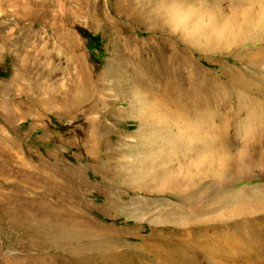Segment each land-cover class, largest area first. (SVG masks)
Returning <instances> with one entry per match:
<instances>
[{
  "label": "rangeland",
  "instance_id": "rangeland-1",
  "mask_svg": "<svg viewBox=\"0 0 264 264\" xmlns=\"http://www.w3.org/2000/svg\"><path fill=\"white\" fill-rule=\"evenodd\" d=\"M260 4L0 0V264L68 257L77 244L64 245L49 229L73 220L103 227L113 241L147 243L151 260L140 261L163 264L158 251L165 245L153 233L174 227L161 218L174 205L202 207L210 225L187 226L215 234L198 239L203 247L196 260L186 255V264H255L251 243L264 233L263 176L229 187L199 185L201 166L183 142L168 157L172 175L185 181L177 189L160 178L148 184L139 159L147 138V157L160 162L168 132L178 137L185 129L180 111L190 103L197 104L189 111L264 105ZM170 81L181 87L180 105L164 90ZM203 163V182L210 181ZM65 264L100 263L72 255Z\"/></svg>",
  "mask_w": 264,
  "mask_h": 264
},
{
  "label": "bare ground",
  "instance_id": "bare-ground-1",
  "mask_svg": "<svg viewBox=\"0 0 264 264\" xmlns=\"http://www.w3.org/2000/svg\"><path fill=\"white\" fill-rule=\"evenodd\" d=\"M257 1L263 3L260 4L262 5V7L259 8V10L261 9L259 12L263 13L264 0ZM263 16L264 14H262V17ZM256 17H258L257 14ZM262 19V22H264V17ZM180 89L181 87L178 84L172 83L171 81L164 87L165 92L171 99L169 100L176 105H180ZM196 104L197 103L195 102L190 103L186 109L183 108L186 111H180L184 117V125L182 126L185 127V131L180 129L178 137L168 132L169 140L166 139V143H168L169 145H165L162 154L165 156V158L164 156H162L160 162L155 163L153 159L147 157V138L143 142H141L142 145L145 146L146 150L141 156L142 158L140 157L141 159H139V164L141 165V169L142 167L145 168L141 176H143L147 180V183L151 184L150 182H153L155 181V179L160 178V180H162L159 181L161 185L164 186V184H167L176 186L177 189L180 188V185L185 182L184 179L182 180L180 176L178 177L172 175V172H170L167 166L168 157H170L171 155L174 156V154L177 153L174 152V149H176L177 147H182V144L184 143H187V145L189 143L190 145L188 148V150L190 149V151L189 154H187L190 155L194 153V157L192 156V162L196 165L198 164L201 166V169L198 172L195 171L197 174H199L197 175L199 185L207 186V188L211 187L213 189L214 187L218 188L232 186L242 178L257 174L264 177V105L258 103L255 108L247 105V103H241L240 106L243 105L242 108L244 111H189L196 109ZM165 133H167V131ZM149 143L152 144L151 141H149ZM191 151L193 153H191ZM184 154L186 155V153ZM203 161H208V168L211 169L212 175L209 176L212 178L210 181L203 182V178L206 177L207 179L208 176L206 175V171L208 170H206V167H204L205 165ZM180 173H182L181 170ZM133 174L138 175L134 172ZM186 184H188V182H186ZM182 193H185V191L183 190ZM206 194L207 193L202 190L199 195L205 196ZM170 208V210L166 209L162 212L163 217L161 218L165 223L168 222L174 224V227L169 229L167 228V230H165V233H162V229L154 228L153 236L159 239L165 245V247L163 246V249L160 248L158 251L162 256L161 260L163 264H186L189 258L196 260L200 251V247H203H199L198 239L204 235L212 236L215 234L213 232H210L212 235L208 232V234L206 232H199L195 228L187 226L190 224L198 223L199 221L204 223L200 225L204 229L207 225H210L207 224L208 222L206 221L205 217L202 218L204 211L202 207H198L197 205L191 206L190 208H182L180 206L174 205L170 206ZM204 208L207 209L206 207ZM261 209H263V207ZM256 210H259L258 212H260V209ZM209 214L211 215V213ZM73 221L74 222L68 223L65 221H60L56 227L49 229L50 232L59 234L64 245L66 243L77 244V246L71 247L69 249L68 257L58 258L51 264H65L66 260L68 262L69 258L71 259L72 255H74L76 259L80 261L92 263L93 260H98L100 264H143L140 261L143 256H147V258L150 259L145 251L147 243L132 245L120 242L118 240L113 241L109 237L105 236V229L103 227L98 229L94 228L89 223H86L85 225L81 220ZM178 222H180L179 225ZM181 223H184L183 225L186 226L180 225ZM215 224L216 223H213V225ZM248 232H250V230H248ZM231 239L229 240L233 241ZM235 240H237V238L234 239V241ZM255 240L256 241L251 243V245L255 247L256 250L255 253L251 255L250 259H252L255 264H261L256 253L264 255V233ZM144 242L147 241L145 240ZM231 243L229 242V245H231ZM213 245L214 244H212V247L210 248L211 250H214L212 249ZM84 247H87L88 251L84 250ZM81 249H83L84 251H81ZM210 249L208 250L211 251ZM246 251V249L242 250V257L245 256L247 258ZM79 252L82 254H78ZM96 253H99L98 258H95ZM186 255H188L189 258ZM179 256L181 258H179L178 260L177 257Z\"/></svg>",
  "mask_w": 264,
  "mask_h": 264
}]
</instances>
